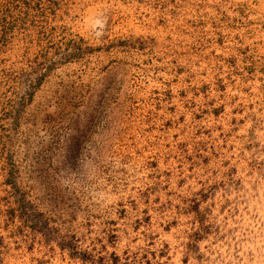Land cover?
<instances>
[{
	"label": "rangeland",
	"instance_id": "rangeland-1",
	"mask_svg": "<svg viewBox=\"0 0 264 264\" xmlns=\"http://www.w3.org/2000/svg\"><path fill=\"white\" fill-rule=\"evenodd\" d=\"M0 264H264V0H0Z\"/></svg>",
	"mask_w": 264,
	"mask_h": 264
}]
</instances>
